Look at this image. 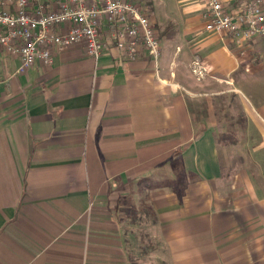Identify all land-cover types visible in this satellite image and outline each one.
<instances>
[{
	"label": "crops",
	"instance_id": "crops-1",
	"mask_svg": "<svg viewBox=\"0 0 264 264\" xmlns=\"http://www.w3.org/2000/svg\"><path fill=\"white\" fill-rule=\"evenodd\" d=\"M133 1L158 67L105 19L98 59L22 73L0 48V264H264V37L208 31L205 0Z\"/></svg>",
	"mask_w": 264,
	"mask_h": 264
},
{
	"label": "built area",
	"instance_id": "built-area-1",
	"mask_svg": "<svg viewBox=\"0 0 264 264\" xmlns=\"http://www.w3.org/2000/svg\"><path fill=\"white\" fill-rule=\"evenodd\" d=\"M231 2L205 0L206 29L264 37L263 0H245L238 7ZM103 19L126 58H136L145 47L158 67L162 45L157 28L133 0H0V48L20 58L22 73L37 62L52 65L57 50L74 44L84 45L85 53L98 59L107 47Z\"/></svg>",
	"mask_w": 264,
	"mask_h": 264
},
{
	"label": "trees",
	"instance_id": "trees-1",
	"mask_svg": "<svg viewBox=\"0 0 264 264\" xmlns=\"http://www.w3.org/2000/svg\"><path fill=\"white\" fill-rule=\"evenodd\" d=\"M234 135H235V132L233 130H230L229 133H226L224 135H221L219 141H222L223 139H225V138H227L229 136H234Z\"/></svg>",
	"mask_w": 264,
	"mask_h": 264
},
{
	"label": "rangeland",
	"instance_id": "rangeland-1",
	"mask_svg": "<svg viewBox=\"0 0 264 264\" xmlns=\"http://www.w3.org/2000/svg\"><path fill=\"white\" fill-rule=\"evenodd\" d=\"M230 105L232 106L231 109H233V110L236 109V106L234 105V102H232ZM145 243H147V242H145ZM147 244H148V243H147Z\"/></svg>",
	"mask_w": 264,
	"mask_h": 264
}]
</instances>
